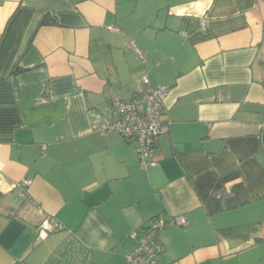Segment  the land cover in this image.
<instances>
[{
    "label": "crops",
    "instance_id": "0c3cea01",
    "mask_svg": "<svg viewBox=\"0 0 264 264\" xmlns=\"http://www.w3.org/2000/svg\"><path fill=\"white\" fill-rule=\"evenodd\" d=\"M145 78L155 167L100 130ZM263 129L264 0H0V264H264Z\"/></svg>",
    "mask_w": 264,
    "mask_h": 264
},
{
    "label": "built area",
    "instance_id": "2783aa9c",
    "mask_svg": "<svg viewBox=\"0 0 264 264\" xmlns=\"http://www.w3.org/2000/svg\"><path fill=\"white\" fill-rule=\"evenodd\" d=\"M132 48L140 53L136 44ZM144 90L134 98L117 101L112 105L111 119L102 124L100 130L114 132L121 135L126 141L136 144V150L144 166L155 167L156 147L163 133V111L169 95L168 87L153 88L148 78L144 79ZM31 180H24L21 187L28 188ZM189 224L184 216L168 220L157 219L153 221L145 234L138 239L135 251L126 257L131 264H160L159 258L163 254L162 244L158 240V233L169 225L185 227ZM55 230H64L61 223L48 217L39 227L38 238L46 239ZM137 239L136 234L132 235Z\"/></svg>",
    "mask_w": 264,
    "mask_h": 264
},
{
    "label": "trees",
    "instance_id": "16d2710c",
    "mask_svg": "<svg viewBox=\"0 0 264 264\" xmlns=\"http://www.w3.org/2000/svg\"><path fill=\"white\" fill-rule=\"evenodd\" d=\"M55 22V21H54ZM49 23H51V21H50V18L47 16L46 18H45V20H44V25H46V24H49ZM150 85H151V83H150ZM152 86V85H151ZM145 87V86H144ZM159 144V143H158ZM136 145V144H135ZM157 148H158V145H157V147H156V150H157ZM136 152H137V150H136ZM138 154V153H137ZM155 155H156V151H155ZM139 156V155H138ZM140 159V158H139ZM141 161V160H140ZM158 164V163H157ZM144 165V164H143ZM145 167H147V166H145ZM160 219V218H159ZM155 220H157V219H154V221ZM153 222V221H152ZM150 227V226H149ZM148 227V228H149ZM146 229V228H145ZM144 229V230H145Z\"/></svg>",
    "mask_w": 264,
    "mask_h": 264
},
{
    "label": "water",
    "instance_id": "95a60500",
    "mask_svg": "<svg viewBox=\"0 0 264 264\" xmlns=\"http://www.w3.org/2000/svg\"><path fill=\"white\" fill-rule=\"evenodd\" d=\"M261 139H262V145H263V148H264V129H263V132H262Z\"/></svg>",
    "mask_w": 264,
    "mask_h": 264
},
{
    "label": "rangeland",
    "instance_id": "374dc122",
    "mask_svg": "<svg viewBox=\"0 0 264 264\" xmlns=\"http://www.w3.org/2000/svg\"><path fill=\"white\" fill-rule=\"evenodd\" d=\"M136 154H137V152H136ZM137 156H138V154H137ZM138 158H139V156H138ZM142 163V162H141ZM142 165H143V163H142ZM144 166V165H143ZM144 191H146L147 192V190L146 189H144Z\"/></svg>",
    "mask_w": 264,
    "mask_h": 264
}]
</instances>
